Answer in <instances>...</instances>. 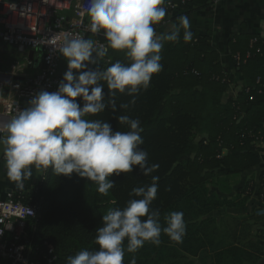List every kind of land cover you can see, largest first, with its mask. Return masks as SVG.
<instances>
[{"label":"trees","instance_id":"1","mask_svg":"<svg viewBox=\"0 0 264 264\" xmlns=\"http://www.w3.org/2000/svg\"><path fill=\"white\" fill-rule=\"evenodd\" d=\"M172 2L178 7L171 11L165 5V20L155 29L169 20L178 23L179 16L210 6L212 0ZM191 32L189 42L182 38L183 29L178 42H163V68L153 74L146 90L131 96L116 91L112 96L113 90L105 84V103L114 100L116 110L109 104L103 112L86 117L104 120L114 131L122 132L129 128L117 117L138 119L143 129L140 147L148 153L149 165H159L155 171L146 176L134 166L132 172L110 175L115 184L107 195L100 194L86 177L75 172L57 175L51 169L40 170L45 174L44 183L36 177L24 181L26 192L15 190L16 198L24 196V201L37 191L40 219L33 240L53 247L54 264H66L68 256L82 249L96 250V230L103 226V214L109 208H123L129 199L136 198L132 190L150 185L153 177L159 178L158 191L150 210L160 212L162 226H166L164 217L169 212L182 211L186 234L182 243H176L162 232L158 246L146 242L134 253L125 250L123 264L133 259L136 264H257L264 259V227H254L264 222V216L257 215L263 208L264 170L256 180H245L234 194L230 181L234 174L259 168L264 155V147L254 143L257 139L264 142V38L253 34L235 37L232 56L248 57L231 68L221 64L217 51L208 43V34ZM96 38L106 41L103 33ZM40 53L34 51L36 58ZM106 57L90 67L102 70L116 60L127 62L121 51L109 49ZM73 71L78 74L81 70ZM235 71L242 74V84L235 96L225 98L234 84ZM75 99L83 106L81 97ZM122 104L128 107L121 108ZM253 193L250 214L241 217L229 212L234 215L230 221L224 215H212L245 206Z\"/></svg>","mask_w":264,"mask_h":264},{"label":"clouds","instance_id":"2","mask_svg":"<svg viewBox=\"0 0 264 264\" xmlns=\"http://www.w3.org/2000/svg\"><path fill=\"white\" fill-rule=\"evenodd\" d=\"M166 4L172 0H87L86 11L91 20L90 31L102 32L106 43L65 33L55 51L67 60V71L54 92L40 91L29 106L19 110L0 125V155L10 181L23 186L33 176V169H51L55 174L72 173L94 182L100 194L107 195L115 182L110 175L132 172L138 166L150 175L159 165L148 163L140 121L127 115L117 117L128 131H114L110 123L86 118L101 113L114 100L105 103L107 89L133 95L147 89L153 74L163 65L164 41L178 42L193 38L187 15L177 18L171 30L157 34L155 25L165 20ZM121 51L127 62L116 60L104 69H93L108 54ZM73 70H81L74 74ZM81 97L83 106L75 98ZM134 103V100H133ZM127 108L128 104L120 105ZM158 177L150 185L132 190L123 208H109L102 216L103 226L96 230V250L82 249L67 257L66 264H123L125 250L134 253L146 242L161 243L162 232L170 240L182 243L186 223L182 211H171L161 224L158 210H150L158 191ZM143 218V219H142ZM126 241V249H125ZM130 264H136L133 259Z\"/></svg>","mask_w":264,"mask_h":264},{"label":"built area","instance_id":"3","mask_svg":"<svg viewBox=\"0 0 264 264\" xmlns=\"http://www.w3.org/2000/svg\"><path fill=\"white\" fill-rule=\"evenodd\" d=\"M86 3L87 0H15L12 3L0 0V41L24 53L22 61L14 62L5 70L0 69L1 121L6 123L19 110L27 108L38 92L57 90L63 79L60 75L63 56L55 51L54 44L61 41L65 33L106 43L96 38L102 32L90 31L91 20ZM172 4L176 6H166L171 11L176 10L177 3ZM35 50L41 51L39 58L34 55ZM247 57L242 59L236 54L235 63H244ZM254 143L264 147L261 140ZM43 171L38 176L40 184L45 181ZM15 190L26 192V184L23 182V186H18L16 183L15 188L0 198V264H54L56 255L53 247L33 240V232L40 219V199L35 196L37 191L24 201V196L16 198ZM262 205L263 208L257 212L259 216H264V199Z\"/></svg>","mask_w":264,"mask_h":264},{"label":"crops","instance_id":"4","mask_svg":"<svg viewBox=\"0 0 264 264\" xmlns=\"http://www.w3.org/2000/svg\"><path fill=\"white\" fill-rule=\"evenodd\" d=\"M178 14L180 12H177ZM187 15L191 28L197 30L200 35H209L208 43L217 51L220 62L224 67L234 66V56L231 54V45L235 37L241 34H253L264 38V0H212L210 6L196 9ZM173 21L165 22L161 27L156 28L157 34L165 33L171 29ZM24 53L18 48L9 46L0 41V69L9 68L14 62L22 61ZM38 61L36 60V65ZM64 75V74H62ZM234 84L230 85L228 92L224 96H235L236 88L242 84V74L235 71L233 73ZM5 95V94H3ZM4 122L0 120V125ZM264 170V155L259 168L248 172H239L231 176L233 194L237 187L242 186L245 180L252 177L256 180L258 173ZM40 174V170L33 169V176L25 181H33ZM16 182L10 181L6 175L4 160L0 155V198L5 196L8 190L15 188ZM255 196L248 199L245 206L230 211H238L244 216L253 210ZM234 213V214H237ZM250 214V213H249ZM241 216V217H242ZM247 218V217H246ZM248 219V218H247ZM260 225L264 227V222L254 224V227Z\"/></svg>","mask_w":264,"mask_h":264},{"label":"rangeland","instance_id":"5","mask_svg":"<svg viewBox=\"0 0 264 264\" xmlns=\"http://www.w3.org/2000/svg\"><path fill=\"white\" fill-rule=\"evenodd\" d=\"M107 57H105L104 59H103V61H105V59H106ZM67 71V63H66V59L63 57L62 59H61V65H60V73L61 74H64L65 72ZM224 210V212H219V211H216V212H214V213H212V215L213 216H217V217H220V216H222V215H224L227 219H226V221H230V220H232V219H230V218H232L234 215L233 214H231V213H237L238 211H235V210H232V211H230V209H222V211ZM229 212H231V213H229ZM240 216H242V215H240ZM259 223V222H258ZM197 264V263H196Z\"/></svg>","mask_w":264,"mask_h":264},{"label":"water","instance_id":"6","mask_svg":"<svg viewBox=\"0 0 264 264\" xmlns=\"http://www.w3.org/2000/svg\"><path fill=\"white\" fill-rule=\"evenodd\" d=\"M3 3H12L15 2V0H2ZM257 264H264V259L260 260Z\"/></svg>","mask_w":264,"mask_h":264}]
</instances>
